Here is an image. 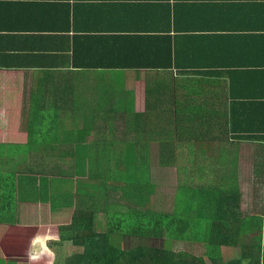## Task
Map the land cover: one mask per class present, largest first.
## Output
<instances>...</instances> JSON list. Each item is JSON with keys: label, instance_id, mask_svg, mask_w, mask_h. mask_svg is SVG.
Instances as JSON below:
<instances>
[{"label": "crops", "instance_id": "0c3cea01", "mask_svg": "<svg viewBox=\"0 0 264 264\" xmlns=\"http://www.w3.org/2000/svg\"><path fill=\"white\" fill-rule=\"evenodd\" d=\"M170 30L176 163L191 178L207 169L188 168L195 152L206 165L234 157L241 181L244 163L264 179V0H0V150H12L11 166L64 175L67 151L158 149L162 133L136 119L160 117L146 87L167 80L131 66L128 38L157 47Z\"/></svg>", "mask_w": 264, "mask_h": 264}, {"label": "trees", "instance_id": "16d2710c", "mask_svg": "<svg viewBox=\"0 0 264 264\" xmlns=\"http://www.w3.org/2000/svg\"><path fill=\"white\" fill-rule=\"evenodd\" d=\"M168 7L173 16V5ZM155 39L157 47L152 39L130 36L128 49L130 60L137 62L132 67L155 69L158 77L167 80L146 87V110L160 113V117L136 119L162 133L160 147L67 151L64 154L75 160L72 171L65 168V177L55 165L51 169L11 166L12 150H0V264H264V187L254 186L258 208L245 212L234 157L228 161L232 165L218 163V155L206 165L195 152L194 163L188 168L207 169L186 179L183 165L176 163L173 66L179 61L171 30ZM18 151V157H26L27 150ZM41 151L57 155V150ZM93 152L98 157L96 163L91 159ZM10 167L13 170L9 171ZM174 167L181 176L174 205L170 210H158L155 171ZM82 181L96 183L95 188L87 185L91 188L85 186L82 194ZM258 183L264 184V179L256 180ZM64 187L67 189L60 191ZM98 215L105 220V230L95 228ZM127 236L199 242L206 252L196 256L144 244L127 249L123 244ZM62 242L81 249L56 259L52 247Z\"/></svg>", "mask_w": 264, "mask_h": 264}, {"label": "rangeland", "instance_id": "374dc122", "mask_svg": "<svg viewBox=\"0 0 264 264\" xmlns=\"http://www.w3.org/2000/svg\"><path fill=\"white\" fill-rule=\"evenodd\" d=\"M158 162L156 160L155 165H157ZM232 165V164H229ZM49 169H51V166H48ZM42 169V168H40ZM175 171V170H174ZM173 168H171V171L169 169H164L160 168V170L155 171L153 177V180L156 181L157 187H158V192L157 194V209L158 210H170L172 206L174 205V198H175V187L178 182L179 176L178 173L174 172ZM240 184L241 188L245 190L244 199H243V209L245 212L251 211L253 212L254 210L250 208V200H251V194L253 195L254 193V188L257 187H264V184L262 183H256V180H258V177H253L251 179V173H250V163H244L242 164V173ZM219 176V175H218ZM184 178V177H183ZM186 174L185 178L186 179ZM186 181V180H185ZM83 182V183H82ZM79 188L81 187H87V185H91L88 182L82 181ZM187 182V181H186ZM92 184L94 181L91 182ZM94 183L92 188H95ZM91 186H88L87 188H91ZM255 186V187H254ZM88 196V195H87ZM253 201H255V207L258 204L259 199L256 198V195L252 196ZM257 213V212H256ZM30 218V215L28 216V219ZM95 228L98 230H105L106 224L104 223V220L100 218L98 215V218H95ZM124 246L127 249H130L138 244H144V245H153V246H159V247H169L170 249L173 250H181V251H186L190 254H194L196 256H200L206 252L205 246L202 243L199 242H185V241H171L168 242L165 239H154V238H145V237H131L127 236L124 238ZM53 251L56 253V259L62 260L65 259L66 257L72 255L73 253L80 251L81 248H75L70 245V242L67 243H61V244H55V246L52 247Z\"/></svg>", "mask_w": 264, "mask_h": 264}]
</instances>
